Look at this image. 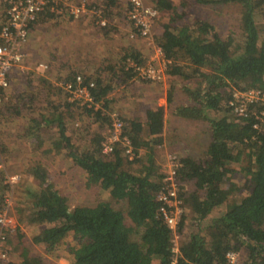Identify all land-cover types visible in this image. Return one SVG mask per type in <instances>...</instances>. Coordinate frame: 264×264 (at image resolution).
Wrapping results in <instances>:
<instances>
[{
	"label": "trees",
	"instance_id": "obj_1",
	"mask_svg": "<svg viewBox=\"0 0 264 264\" xmlns=\"http://www.w3.org/2000/svg\"><path fill=\"white\" fill-rule=\"evenodd\" d=\"M117 1L101 0L91 7H101L100 15L111 21L114 15H122ZM154 5L158 19L167 21L162 32L154 35L171 82L167 105L174 107L172 114L182 122L207 125L209 138L202 156L182 154L173 145L172 140L180 139V130L174 121L168 125L164 107L146 108L141 119L136 110L129 118L115 110L116 87L130 88L133 83L127 60L142 65L146 58L136 48L112 41L114 28H99L91 22L102 39L114 42L110 57L119 58L115 65L107 60L108 65L102 64L104 68L94 74L71 70L63 82L74 85L81 76L85 86L92 83L88 88L92 101L69 102L59 86L29 76L22 85L15 80L18 90L0 106L1 119L22 122L20 141L33 147L32 152L43 149L28 168L37 188L24 189L25 199L16 213L41 227L31 245L47 255L56 256L71 236L74 264H223L228 252L239 255V264H264V106L249 105L240 117L229 105L236 91H264V0H179L177 4L154 0ZM228 5L241 9V26L226 34L208 16L193 19L192 6L216 10ZM53 18L59 17L48 10L38 14L28 36L34 23ZM112 113L123 125L122 137L130 142L132 160L122 140L104 152V141L112 132ZM164 141L179 164L176 177L183 213L175 228L158 215L157 194L165 175L155 152ZM59 151L82 171L84 188L104 191L107 199L94 206H70L54 187L50 167L43 163V155ZM4 153L0 140V163ZM233 165L244 182H231L228 187ZM1 188L3 208L6 188ZM241 189L247 192L238 198ZM186 209L193 214L188 234H184ZM214 212L219 215L210 219ZM15 233L20 244L12 248L18 250L19 261L10 264H47L22 244L20 229Z\"/></svg>",
	"mask_w": 264,
	"mask_h": 264
},
{
	"label": "rangeland",
	"instance_id": "obj_2",
	"mask_svg": "<svg viewBox=\"0 0 264 264\" xmlns=\"http://www.w3.org/2000/svg\"><path fill=\"white\" fill-rule=\"evenodd\" d=\"M123 1L124 0L117 1L118 8L121 10H123ZM172 1L175 2V4L179 2V0ZM145 3L155 7L154 0H145ZM191 10L193 13V19H205L208 16V21L214 24L215 28L223 34L241 26V9L237 5H228L216 10L209 7L201 8L199 6H192ZM4 16L5 4L3 0H0V23L5 22ZM116 17L118 18L117 22L114 27L111 26L116 30V33L112 35L116 36L112 37L114 39L111 40L120 45L122 44L123 47L131 46L136 48L143 54L146 61L149 60L150 57L153 58L155 52L152 45L149 46L146 41L141 39H136L134 41L129 40L128 36H126L128 24H124L119 20L121 16ZM164 18L165 17L157 19L154 28L155 31L153 30L154 35L162 32V26L167 22ZM114 42L108 43L102 39L99 36L97 29L92 27L89 18L73 20L64 16L61 18H53L44 23H34L33 30L30 31L27 44L23 50L25 56L22 65L23 69L15 68L13 69L14 71L10 73L11 85L9 90L6 91L7 97L9 98L10 95H13V90L19 88L15 85V80L22 85L26 82L25 79L29 76H32L30 78L33 79L45 78L57 87L63 82L65 76L70 74L71 70H73V72L82 71L86 74H94L96 69L104 68L107 60L110 62L108 64L115 65L119 56L117 55L112 59L108 52V50L114 46ZM155 46H157L156 43ZM160 60L161 61L159 62L156 60L155 64H159V68L164 70L166 60L163 58ZM41 64L48 68H41L37 71L36 67ZM102 64H104V66ZM170 83L171 82L165 73V80L160 84L154 82H137L132 83L130 88H122L118 86L116 87L114 95L119 102L115 104L114 108L115 110H119L123 118L132 117L133 111L136 110V117L141 119L144 116L146 108L156 106L157 103H162L165 108V120L168 125L174 121L180 130L178 131V137L180 134V139L179 141H177V139L175 141L172 140L171 142L173 145H176L177 149H181L182 154L188 153L196 157L202 156L203 151L208 144V127L201 123L194 125L192 122H182L178 117L172 114L173 112L171 109L174 107L171 105L169 107L167 105ZM181 96L184 97L183 94ZM180 97L176 96V98ZM38 112L39 111L37 110L36 113ZM21 127V121L10 126V123H7L6 120L0 118V137L3 141L1 144L5 152L1 156L0 168L3 171V176L0 177V182L2 188H6L3 198L4 200L5 198L8 199L11 203L9 215L15 224L14 229H9L6 232L7 239L5 242V248L8 249V252L10 251L9 260L11 263L19 261L18 250L15 252L12 248L13 246L19 247L20 244L17 234L15 233L18 228L24 236L22 244L28 246L31 255L42 256L47 264H60L61 261H65L63 262L64 264H74L73 251L75 249V244L71 236H68L64 240L56 256L47 255L43 252L41 247L31 245L32 237L38 233L41 227L35 224H28L18 215V213H16L15 209L19 203L25 199L23 194L24 189L26 187L37 188L36 184H34V181L29 176L28 168L32 162L39 160V156L43 151V149L39 151L34 149L32 154L29 155L30 157H28L26 152H22V148L18 142L15 141L14 136L11 133V130L16 129L18 131ZM165 137L167 138V136ZM163 143L162 147L158 148L155 152V157H158L157 161L160 166V171L161 167L166 163L167 156H173L175 153L168 148V142L164 141ZM20 144L22 145L24 143ZM29 148L32 149L33 147ZM185 150L186 152H183ZM43 156V163L50 167L52 171L51 176L55 179L56 186L54 187L67 199L70 206H94L99 201L107 199V194L104 191L93 187L91 189L84 188L85 181L82 171L74 167L70 159L64 155L63 152L47 153L46 156ZM174 157L177 158V155ZM131 168L137 169L139 167L132 166ZM233 168L235 172L231 174L226 181L228 187H230L231 182L237 183L238 185H242L244 182L243 176L238 173L237 166L233 165ZM7 177H17V180L14 184H6ZM246 192L245 189H241L239 195H237L238 198ZM27 205L28 201L26 207ZM3 206H5L4 203ZM185 213L188 218L184 234H188L193 214L189 209H186ZM218 215V212H214L210 219L217 217ZM210 219L207 221L208 223L210 222ZM174 240L177 242L178 237L174 236ZM8 242H11L10 245Z\"/></svg>",
	"mask_w": 264,
	"mask_h": 264
},
{
	"label": "built area",
	"instance_id": "obj_3",
	"mask_svg": "<svg viewBox=\"0 0 264 264\" xmlns=\"http://www.w3.org/2000/svg\"><path fill=\"white\" fill-rule=\"evenodd\" d=\"M101 0H3L5 4V22L0 23V106L4 104L8 97L6 91L10 88V73L15 68L23 69L24 47L28 40L29 25L36 20L38 14L45 10L51 12L59 18L68 17L73 20L89 18L95 26L99 28L114 27L118 18L114 15L109 21L100 15L101 7H91L92 4ZM123 10L119 20L128 24L126 36L131 41L141 39L152 45L154 49L153 58L150 57L144 64L139 65L131 60L126 62V70L133 71L132 81L154 82L160 84L165 80L166 65L164 70L156 65L155 61L165 59L160 47L155 46L154 31L159 17L158 10L145 3V0H124ZM154 30V31H153ZM47 69L42 64L36 67V70ZM75 84L61 82L59 87L65 92L67 100L73 102L78 99L92 101L88 88L93 87L90 83L87 86L83 84L81 76H77ZM261 103L264 106V91L247 90L243 92H234L233 100L229 103L234 108L238 116H245L246 108L249 105ZM264 115V112L262 113ZM112 132L104 141V152L109 153L112 150V144L122 140L125 152L132 160L133 151L127 138L122 137L123 125L116 113H112ZM179 167L178 162L172 155H168L165 165L162 167L164 172L163 187L157 194V201L160 203L158 215L171 228H175L183 213L182 201L178 196V182L176 170ZM6 184H14L17 177H7ZM3 208H0V264H10V251L5 248L7 239L6 232L14 229L15 224L9 215L11 203L5 198ZM223 264H239V255L234 252H228Z\"/></svg>",
	"mask_w": 264,
	"mask_h": 264
},
{
	"label": "crops",
	"instance_id": "obj_4",
	"mask_svg": "<svg viewBox=\"0 0 264 264\" xmlns=\"http://www.w3.org/2000/svg\"><path fill=\"white\" fill-rule=\"evenodd\" d=\"M59 86V85H58ZM57 86V87H58ZM156 106H158V107H164V105L162 104V103H157V105ZM7 123H10V126L11 125H13L14 123L12 122V120H8L7 121ZM11 133L13 134V136H14V139H15V141L16 142H18V144L20 145V147L22 148L21 150H22V152L24 153V152H26V154L28 155V157H30L29 155H31L32 154V151H31V149L29 148L30 146H28L29 144H20V143H22L21 141H20V139H19V137L18 136H20V130H16V129H13V130H11ZM0 140H1V137H0ZM1 142H3L2 140H1ZM5 143V142H4ZM164 144V143H163ZM167 144V143H166ZM24 146V147H23ZM158 158V157H157ZM156 158V159H157ZM69 161V160H68ZM63 262H65V261H61L60 262V264H64Z\"/></svg>",
	"mask_w": 264,
	"mask_h": 264
}]
</instances>
